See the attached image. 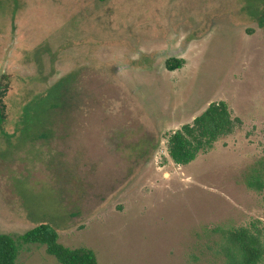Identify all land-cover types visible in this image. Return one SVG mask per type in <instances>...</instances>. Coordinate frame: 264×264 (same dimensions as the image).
I'll use <instances>...</instances> for the list:
<instances>
[{
    "label": "rangeland",
    "instance_id": "obj_1",
    "mask_svg": "<svg viewBox=\"0 0 264 264\" xmlns=\"http://www.w3.org/2000/svg\"><path fill=\"white\" fill-rule=\"evenodd\" d=\"M263 9L0 0V233L49 223L99 264H220L221 229L264 237V188L247 182L264 178ZM170 56L183 66L169 71ZM61 79L59 109L37 99ZM222 101L234 129L176 163L169 136ZM17 243V264H61L44 244Z\"/></svg>",
    "mask_w": 264,
    "mask_h": 264
},
{
    "label": "trees",
    "instance_id": "obj_2",
    "mask_svg": "<svg viewBox=\"0 0 264 264\" xmlns=\"http://www.w3.org/2000/svg\"><path fill=\"white\" fill-rule=\"evenodd\" d=\"M257 23L264 31V9L259 12ZM165 66L169 71H174L183 66V59L170 56L165 61ZM63 84L64 79L59 80L46 94L37 96V99L44 97L46 100L52 99V102L56 103L52 104V108L59 109L63 100L61 93ZM8 88L9 86L0 81V96H5ZM237 121L238 117L232 116L227 103L224 101L211 103L194 119L193 124H185L169 136L168 154L178 164L190 163L200 151L206 152L218 139L230 133ZM247 182L256 190L264 188V178L260 171L255 170ZM221 234L220 264H264L262 230L256 226L252 228L242 225L223 228ZM19 240L25 243L44 244L47 253L61 264H99L97 255L91 248L82 246L70 248L60 243L57 230L49 223H40L17 237L9 233H0V264H17Z\"/></svg>",
    "mask_w": 264,
    "mask_h": 264
}]
</instances>
